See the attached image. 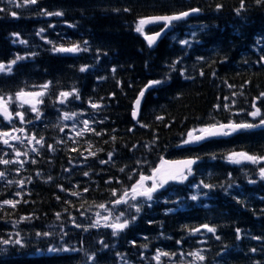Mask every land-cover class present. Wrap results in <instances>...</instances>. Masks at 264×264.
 <instances>
[{
  "label": "trees",
  "instance_id": "trees-1",
  "mask_svg": "<svg viewBox=\"0 0 264 264\" xmlns=\"http://www.w3.org/2000/svg\"><path fill=\"white\" fill-rule=\"evenodd\" d=\"M243 3L0 0V63L24 58L0 72V96L43 93L38 112L23 110V123L16 107V120L0 116V132L14 123L28 142L35 137L29 146L0 140V159L12 161L0 163V238L21 241L0 243V264H264V161L226 159L232 152L264 156V125L178 146L205 126L264 118V0ZM189 9L200 11L174 21L154 45L136 31L142 17ZM74 45L81 51L54 50ZM150 81L161 83L145 91L134 122L133 101ZM253 104L261 116L248 114ZM65 113H76L73 124ZM183 157L195 158L187 179L137 200L139 212L131 201L115 203L162 159ZM101 204L107 223L94 222ZM117 216L128 225L113 235L105 225ZM197 251L203 261L190 255Z\"/></svg>",
  "mask_w": 264,
  "mask_h": 264
},
{
  "label": "snow or ice",
  "instance_id": "snow-or-ice-1",
  "mask_svg": "<svg viewBox=\"0 0 264 264\" xmlns=\"http://www.w3.org/2000/svg\"><path fill=\"white\" fill-rule=\"evenodd\" d=\"M9 3H14V0H8ZM37 2V0H24V4H35ZM262 2V0H256L257 4H260ZM17 7H22L23 5L17 4ZM217 7H221L220 5H217ZM244 7V3L243 0H241V9ZM241 9H237L236 11L239 13ZM0 11H3V9H0ZM200 11L199 9H190L189 11H185V12H180L178 14H173V15H164V16H156V17H149V18H141L136 26V31L137 32H143L144 31V25L145 24H149V23H154V22H164V26L161 29V32H158L155 34V36H149L147 37L148 40V44L149 46H151L157 37H159L165 29H167L169 27V25H171V23L173 21H177V20H181L184 17H187L188 15H190V13L193 12H198ZM47 15L51 16V15H63L62 12H55V13H46ZM13 16L16 15L15 12L12 13ZM43 31V29H41V32ZM14 35H18V34H14ZM194 35V34H193ZM21 43H24V41H21ZM86 43V42H85ZM181 43L183 44H188V41H181ZM55 51H59V52H68V53H75L78 51H81L80 47L78 45H74L72 47L69 48H64V47H60L58 49H54ZM24 59L23 57L17 56L16 60L11 61L7 66L4 63H0V72H3L5 70H7L8 72H11V65L15 64L17 60H21ZM262 59H264V57H262ZM86 68V66L81 67V71H84ZM113 71H115V69H113ZM161 83V81H150L149 84H159ZM48 85L45 84L43 85V88H47ZM75 91V90H74ZM43 93H24L23 91L16 93L17 98H20L22 100V103L25 104H31L32 105V111L34 112H38V109L36 107V104H38L40 101L37 99L35 102H33L32 100L29 99H24V97L26 96H34V97H39L42 96ZM72 95V93H61V97L62 98H66L67 96ZM141 96H143V91L140 94ZM261 97H264V93H261ZM78 98V96H77ZM11 100V97H9V101ZM61 102L63 103V99L61 100ZM140 100L139 98L136 101V104L139 105ZM93 108H98L99 105L97 104H93L92 105ZM227 107V106H225ZM253 107L255 108L254 111L248 113L250 116L252 117H258L261 116V110L259 108L255 107V104H253ZM0 114L3 115L5 120H11L12 118V113L9 112L8 109V102L5 101L3 98H0ZM17 116L20 117L21 120H23V114L17 112L16 113ZM76 115V113H65L63 118L65 120L67 119H71L72 117H74ZM136 116V112H133V117ZM158 119H162V117H158ZM85 126L87 127V121L84 122ZM264 125V118H261L259 120V124H253V123H240V124H236V123H232L230 122L229 124L225 125V124H219V125H209L205 128H201L199 129V133L200 135H195L194 133L197 130H193L190 131L188 133V139L184 141L185 144L188 143H192V142H197L200 140H203L205 138L208 137H214V136H219V135H230L233 132H236L240 129H251V128H255L258 126H262ZM63 130V129H61ZM9 135L8 133H0V139H2L4 136ZM78 135H82L81 133H78ZM12 139H20L19 137H15L13 136ZM35 137H31V140H34ZM43 140V137L40 138V140H36L37 144H40ZM3 143L4 144H8V140L7 139H3ZM51 148V146H49ZM33 151H36V149H33ZM92 155H95V153H91ZM20 153L17 152V156H19ZM26 155V153H25ZM109 158H111V153L109 154ZM226 159L231 162V163H236L239 164L242 161H250L253 164L259 163L260 161L264 160V156H255V155H249L246 152H232L230 153ZM35 161H33L34 163ZM0 163L2 164H9L12 163V161L10 160H3L0 159ZM21 165H23V161H20ZM102 163H104V161H102ZM182 167L177 169L176 171H172V172H161L160 168H155L153 169V175L152 176H145L143 174H140V178L139 180L132 185L131 187V199L132 200H136V198L138 196L140 197H145L148 201H151L153 199V193L156 192L159 188H162L165 184H167L170 180H176V181H183L185 179H187V176L185 175V170L187 171L188 174H191V166L192 164L195 163V160H186V161H182L179 162ZM121 171H124V169H121ZM85 176L88 175V173H84ZM259 175L262 179H264V167L260 168L259 170ZM5 176L4 172H0V178H3ZM48 179H52L51 177H49ZM147 180H152L153 183L151 185V187H145L144 186V182ZM253 183L255 181H252ZM21 183H23V181H21ZM202 183V182H201ZM205 188H209L211 187L210 185L204 184L203 185ZM85 191H87V189H85ZM113 194L115 195V190L113 191ZM73 195H78V193H73ZM129 195V193L127 191H125L124 195L115 201L116 204H121V203H128V200L126 199V197ZM192 200H196L197 196H192L191 197ZM4 204H11L13 207H15V203L13 201H9V200H5L3 201ZM101 208L105 207L103 204L100 205ZM132 207L136 208V211L139 212L140 208L137 207L136 205H132ZM59 215V214H57ZM124 213L121 212L120 216H123ZM120 216L116 217V220L119 221ZM133 219H135V217H133ZM128 225V220L125 219L123 223H112V224H106V227H110L113 229V235H116L117 232L123 230L124 228H126ZM93 227L98 226V224H93ZM77 227H79V225H77ZM202 227L206 228L209 232H215L216 229L214 227H209L208 225H203ZM193 231L198 232L199 229H193ZM240 230L237 229V233L239 234ZM37 235H41V233H37ZM42 235L47 236L49 235V233H43ZM237 238L239 239V235L237 236ZM217 239H219V237H217ZM0 243L2 244H17L19 245L21 243L20 240H10V239H3L0 238ZM105 247H107V245H105ZM67 250V249H65ZM50 251H57V249H50ZM252 251H256L255 249H252ZM164 255H167V253H164ZM190 255L194 256L196 259L203 261L205 259V257L203 255L200 254V252H193L190 253ZM89 259H93V257H89ZM156 259L159 260L160 259V255L158 254L156 256Z\"/></svg>",
  "mask_w": 264,
  "mask_h": 264
},
{
  "label": "rangeland",
  "instance_id": "rangeland-1",
  "mask_svg": "<svg viewBox=\"0 0 264 264\" xmlns=\"http://www.w3.org/2000/svg\"><path fill=\"white\" fill-rule=\"evenodd\" d=\"M137 24H138V22H137ZM137 24H136V26H137ZM138 33H140L141 35H144L145 34V28H144L143 32H138ZM9 97H11L10 101H9ZM9 97L6 100H8L14 107H16L20 113L23 114V110L24 109H27L29 112H34V111L31 110L32 109V105L31 104L22 103V100L20 98H17L16 95H12V96H9ZM0 98H2V97H0ZM24 99H29V100H32L33 102H35L37 99L39 100V97L26 96V97H24ZM4 100H5V98H4ZM36 107H37V104H36ZM70 121L71 120H68V119L66 120V122H70ZM73 121L74 120L71 121L72 124H73ZM21 122L23 123L24 121L22 120ZM11 126H14L12 132L16 134L15 137H19L20 139H12V137H9L10 135L9 136L7 135V136H4L0 140H3V139H7L8 140V138H9V145L10 146H13V145H16V144L23 145L24 143H26L27 146H29L30 145L29 142L23 137V134H22L23 133L22 132L23 125H21V127H20V125H14V123H11ZM2 133H4V131ZM17 152L20 153V155L18 157L22 158L23 157V153L18 150V151H16V156H17ZM148 185H149V183L146 184V186H148ZM140 198H142V197H140ZM140 198L137 197L136 200H132L131 199V193H129V195L126 197V199L128 201L132 202V205H136V206H138V202L139 201H137V200H140ZM141 201H143V200H141ZM108 221H110V219H109L108 209L106 207H103V208L99 207L97 210L94 211V222L95 223H103V222L107 223ZM123 222L124 221L119 219V221L115 220L113 222H110V224H112V223H123ZM124 264H128V263H124Z\"/></svg>",
  "mask_w": 264,
  "mask_h": 264
},
{
  "label": "water",
  "instance_id": "water-1",
  "mask_svg": "<svg viewBox=\"0 0 264 264\" xmlns=\"http://www.w3.org/2000/svg\"><path fill=\"white\" fill-rule=\"evenodd\" d=\"M150 17H156V16H150ZM146 18H149V17H146ZM163 22V21H161ZM156 23H160V22H154V23H149V24H145V25H152V24H156ZM163 28V27H162ZM161 28V29H162ZM170 28V25L167 29L164 30V32L156 38L155 42L158 41L160 38L163 37V35L169 30ZM161 29L157 32H153V33H150L148 35L145 36V40L148 42L147 40V37L149 36H155L156 33L158 32H161ZM154 42V43H155ZM150 85H147L145 86V89L149 88ZM141 92L137 95L135 101H134V104H133V111H132V118L134 121L137 120L138 118V115H139V109H140V106H141V103H142V100H143V96L140 95ZM139 98L140 100V103L139 105L136 104V101L137 99ZM136 112V116L133 117V112ZM225 125L229 124V123H224ZM219 125V124H218ZM196 135H200V133L196 134ZM222 135H219V136H214V137H208V138H205L203 140H200V141H197V142H192V143H188V144H185V145H197V144H200L201 142H204V141H207L208 139H211V138H218V137H221ZM188 139V138H187ZM186 160H194L193 158H181V159H166V160H162L161 161V164L159 166H157L156 168H160L161 169V172H172V171H176L177 169L181 168L182 165L179 163V162H182V161H186ZM193 165V164H192ZM186 171V170H185ZM152 175H153V172H152ZM151 175V176H152ZM174 180H170L168 183L172 182ZM151 182L153 183V181L151 180Z\"/></svg>",
  "mask_w": 264,
  "mask_h": 264
}]
</instances>
